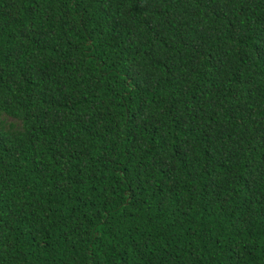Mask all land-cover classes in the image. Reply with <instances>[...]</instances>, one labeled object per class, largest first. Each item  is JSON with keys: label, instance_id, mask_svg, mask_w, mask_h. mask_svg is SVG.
<instances>
[{"label": "trees", "instance_id": "1", "mask_svg": "<svg viewBox=\"0 0 264 264\" xmlns=\"http://www.w3.org/2000/svg\"><path fill=\"white\" fill-rule=\"evenodd\" d=\"M0 264H264V0H0Z\"/></svg>", "mask_w": 264, "mask_h": 264}, {"label": "rangeland", "instance_id": "2", "mask_svg": "<svg viewBox=\"0 0 264 264\" xmlns=\"http://www.w3.org/2000/svg\"><path fill=\"white\" fill-rule=\"evenodd\" d=\"M10 122H13V121H10Z\"/></svg>", "mask_w": 264, "mask_h": 264}]
</instances>
